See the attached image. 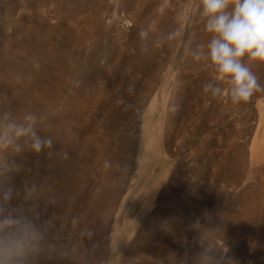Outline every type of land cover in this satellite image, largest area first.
<instances>
[{
	"label": "rangeland",
	"instance_id": "374dc122",
	"mask_svg": "<svg viewBox=\"0 0 264 264\" xmlns=\"http://www.w3.org/2000/svg\"><path fill=\"white\" fill-rule=\"evenodd\" d=\"M87 1L0 0V111L53 140L0 156V192L43 237L29 264H264V91H204L198 0Z\"/></svg>",
	"mask_w": 264,
	"mask_h": 264
},
{
	"label": "clouds",
	"instance_id": "9594fccd",
	"mask_svg": "<svg viewBox=\"0 0 264 264\" xmlns=\"http://www.w3.org/2000/svg\"><path fill=\"white\" fill-rule=\"evenodd\" d=\"M196 8L209 39L191 55L213 73L204 91L230 97L233 104L248 102L255 92L264 91L253 71L264 66V0H198ZM177 35L170 33L168 39ZM40 119L31 112L17 116L0 111V156L51 148L52 138L39 132ZM11 199V190L0 192V264H29L43 237L35 223L10 207Z\"/></svg>",
	"mask_w": 264,
	"mask_h": 264
},
{
	"label": "bare ground",
	"instance_id": "6f19581e",
	"mask_svg": "<svg viewBox=\"0 0 264 264\" xmlns=\"http://www.w3.org/2000/svg\"><path fill=\"white\" fill-rule=\"evenodd\" d=\"M92 3V0H89V1H87V3ZM90 3V4H91ZM53 7V6H52ZM23 8V7H22ZM21 8V9H22ZM75 19V18H74ZM57 20H58V18H57ZM71 22V21H70ZM92 23H93V25H94V27H95V33L96 34H98L99 33V29H97L96 27H98L99 26V24L101 23V21H100V19H97V17H95L93 20H92ZM82 31V30H81ZM208 37V36H207ZM209 38V37H208ZM202 40V39H201ZM105 55V54H104ZM153 100L155 101V99L153 98ZM157 100V99H156ZM154 101H152V100H150V104H149V112H147V113H145L144 115H142L141 116V118H140V128L139 129H141L140 131H141V137L140 138H142L141 139V141H140V146H139V152H138V160H139V162L136 164V166H135V168H134V173L136 174L137 173V171L139 172V170H140V168L142 167V163H141V159H143L144 158V156L146 155V153L148 152V150H149V140H150V133H151V129L153 128L152 127V124H151V122H152V120H153V114H154V112H152V110L154 111V108H156L157 107V105H156V103L154 102ZM155 103V104H154ZM150 105H151V107H150ZM261 131V130H260ZM264 131V130H263ZM263 133V132H262ZM152 134V133H151ZM261 134V133H260ZM256 135V134H255ZM262 135H264V133L262 134ZM153 136V135H152ZM259 136V135H258ZM255 137H253V139H254ZM70 142V141H69ZM253 141H252V143L250 144V148H252V146H253ZM263 145H261V147H262ZM264 147V146H263ZM262 147V148H263ZM264 149V148H263ZM253 149H251V151H252ZM259 150V149H258ZM92 152V151H91ZM23 153V152H22ZM91 155V154H90ZM251 155V154H250ZM94 161V160H93ZM77 166V169H79L80 168V164H78V165H76ZM75 166V167H76ZM144 166V165H143ZM87 167V166H86ZM90 169V168H89ZM140 173V172H139ZM143 173V172H142ZM138 174V173H137ZM7 175V174H6ZM142 175V174H141ZM85 177V176H84ZM142 177H143V175H142ZM6 179H7V181L8 182H10V177L9 176H6ZM6 182V181H5ZM12 184V183H11ZM134 185H135V187L137 186V181L135 182V183H133ZM131 185H132V183H131ZM63 192V191H62ZM70 194H66V196L64 197V201L66 202V203H69L70 202ZM82 197V196H81ZM129 203V199L126 197L125 198V200L123 201V204H128ZM13 205V204H12ZM12 205H10V207H12ZM141 214H142V212H141ZM140 215V214H139ZM141 216V215H140ZM117 219L118 220H121L122 219V215H120V213H117ZM136 222L138 223V220L136 219ZM135 222V223H136ZM136 223V224H137ZM136 224H134V227H135V225ZM118 226H120L119 224L118 225H116V230L118 229L117 227ZM110 246H112V242H110Z\"/></svg>",
	"mask_w": 264,
	"mask_h": 264
}]
</instances>
